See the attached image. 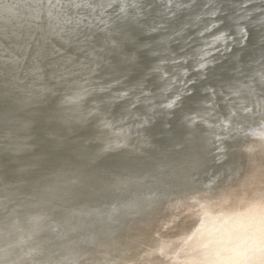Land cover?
I'll return each instance as SVG.
<instances>
[{
  "label": "bare ground",
  "instance_id": "bare-ground-1",
  "mask_svg": "<svg viewBox=\"0 0 264 264\" xmlns=\"http://www.w3.org/2000/svg\"><path fill=\"white\" fill-rule=\"evenodd\" d=\"M0 264H264V0H0Z\"/></svg>",
  "mask_w": 264,
  "mask_h": 264
}]
</instances>
